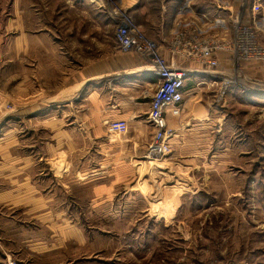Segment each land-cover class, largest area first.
Listing matches in <instances>:
<instances>
[{"label":"rangeland","instance_id":"374dc122","mask_svg":"<svg viewBox=\"0 0 264 264\" xmlns=\"http://www.w3.org/2000/svg\"><path fill=\"white\" fill-rule=\"evenodd\" d=\"M252 1L0 0V93L46 94L82 81L86 67L119 52L110 11L126 10L169 63H193L172 55L178 33L232 44L237 23L264 49V12L246 15ZM181 15L197 22H178ZM231 53L215 55L223 76H239L223 102L213 99L220 82L190 83L212 102L209 129L173 117L172 152L146 154L112 200L81 180L60 184L57 225H6L11 215L0 209V264H264V58L241 63ZM12 108L0 102V117ZM42 239L52 246L38 247Z\"/></svg>","mask_w":264,"mask_h":264},{"label":"crops","instance_id":"0c3cea01","mask_svg":"<svg viewBox=\"0 0 264 264\" xmlns=\"http://www.w3.org/2000/svg\"><path fill=\"white\" fill-rule=\"evenodd\" d=\"M245 10L247 18L262 17L264 3L253 0ZM192 17L181 15L178 22H197L196 17L204 16ZM178 65L198 71L186 82L181 122L190 123L192 129H209L212 102L190 83L201 86L212 77L196 63ZM148 67L145 58L119 51L86 67L79 77L82 81L61 91L52 84L54 92L46 94L36 90L29 95L0 93V102L13 106L0 117V209L12 216L6 225L23 218L36 225H57L59 213L53 204L60 184L81 180L93 187L98 199L112 200L117 197L112 189L137 177L147 163L145 155L154 133L148 115L159 79ZM173 119L167 115L170 127H174ZM110 121L127 122L128 133L113 137ZM126 193L130 195L129 189ZM40 242L44 244L38 247L52 246L45 239Z\"/></svg>","mask_w":264,"mask_h":264},{"label":"built area","instance_id":"2783aa9c","mask_svg":"<svg viewBox=\"0 0 264 264\" xmlns=\"http://www.w3.org/2000/svg\"><path fill=\"white\" fill-rule=\"evenodd\" d=\"M109 15L114 21H118L117 44L123 54L135 53L145 58L149 70L159 79L157 88L153 94L151 110L148 115L149 124L154 129L152 139L147 148V158L161 160L166 158L172 151V141L176 131L169 127L167 115L178 117L182 113L185 101V89L187 80L197 73V70L179 66L173 59L167 62L161 53L159 46L144 36L141 29L124 11H110ZM235 41L222 43L215 37L204 41H197L189 32L178 33L172 44L171 53L175 57L192 60L198 65L204 64L211 71L208 72L214 82H220L219 91L214 95V102H223L229 91L237 84L236 74L223 76L219 70V64L215 55L219 52L232 51V58L237 62H254L264 58V49L256 43L255 35L250 26L235 25ZM110 132L116 135L128 133V124L125 121H110Z\"/></svg>","mask_w":264,"mask_h":264}]
</instances>
